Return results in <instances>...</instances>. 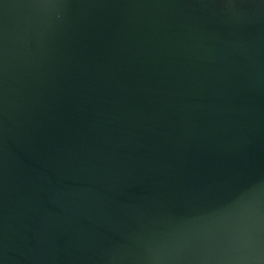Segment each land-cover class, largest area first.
Returning <instances> with one entry per match:
<instances>
[{
  "label": "water",
  "instance_id": "1",
  "mask_svg": "<svg viewBox=\"0 0 264 264\" xmlns=\"http://www.w3.org/2000/svg\"><path fill=\"white\" fill-rule=\"evenodd\" d=\"M0 264H264V0H0Z\"/></svg>",
  "mask_w": 264,
  "mask_h": 264
}]
</instances>
